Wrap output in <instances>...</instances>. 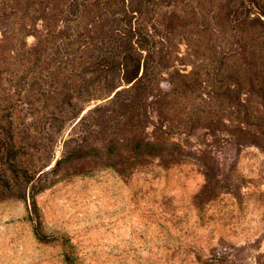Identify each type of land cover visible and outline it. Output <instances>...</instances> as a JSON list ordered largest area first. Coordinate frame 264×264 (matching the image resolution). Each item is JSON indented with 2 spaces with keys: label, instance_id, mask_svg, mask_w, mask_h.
I'll return each instance as SVG.
<instances>
[{
  "label": "rangeland",
  "instance_id": "rangeland-1",
  "mask_svg": "<svg viewBox=\"0 0 264 264\" xmlns=\"http://www.w3.org/2000/svg\"><path fill=\"white\" fill-rule=\"evenodd\" d=\"M0 264H264V0H0Z\"/></svg>",
  "mask_w": 264,
  "mask_h": 264
},
{
  "label": "trees",
  "instance_id": "trees-1",
  "mask_svg": "<svg viewBox=\"0 0 264 264\" xmlns=\"http://www.w3.org/2000/svg\"><path fill=\"white\" fill-rule=\"evenodd\" d=\"M140 47H142V46H140ZM140 49H141V48H140ZM138 50H139V49H138ZM137 52H138V51H137ZM129 54H130V53H129ZM129 54H128V57H131ZM141 54H142V53H141ZM141 54H140V55H141ZM121 64H123V63H121ZM140 68H141V63H140V60L137 59V64H136V69H135L134 74H132L131 76H129L128 74H124L125 76H124V78H122V79L126 80V81L129 82V83L132 82V81L137 77ZM144 73H145V70L143 71L142 75H144ZM142 75H141V77H142ZM138 79H140V78H138Z\"/></svg>",
  "mask_w": 264,
  "mask_h": 264
}]
</instances>
